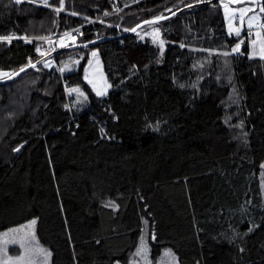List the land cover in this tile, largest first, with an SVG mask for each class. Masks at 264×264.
Listing matches in <instances>:
<instances>
[{
  "label": "trees",
  "instance_id": "obj_1",
  "mask_svg": "<svg viewBox=\"0 0 264 264\" xmlns=\"http://www.w3.org/2000/svg\"><path fill=\"white\" fill-rule=\"evenodd\" d=\"M206 1L64 0L57 13L60 0H0V36L34 38L0 41L10 75L53 32L85 25L65 47L169 16L74 49L99 47L103 97L84 78L89 53L76 71L47 59L0 83V232L38 218L50 264H130L145 234L151 264L167 248L180 264H264V61ZM151 25L162 47L138 35Z\"/></svg>",
  "mask_w": 264,
  "mask_h": 264
},
{
  "label": "rangeland",
  "instance_id": "obj_2",
  "mask_svg": "<svg viewBox=\"0 0 264 264\" xmlns=\"http://www.w3.org/2000/svg\"><path fill=\"white\" fill-rule=\"evenodd\" d=\"M263 1L264 0H259V2H261V3H263ZM225 2H227V0H225ZM241 6H243V5H239V4L230 5V7H233V8L241 7ZM253 7H255V5H253ZM223 10H224V8H223ZM257 11H258V9H257ZM224 15H225V11H224ZM249 15H251V13H249ZM225 21H226L227 31L230 34V32H229V20H228V17L226 15H225ZM245 21H247V17L245 18ZM93 22H94V20L89 21V23H93ZM260 22L264 23L263 15H261V21ZM233 27H240L238 20H233ZM73 29H75V28H73ZM73 29H70L67 31H71ZM155 29H159V28L155 25H151L149 27L141 29L138 32V35L141 38H144V37L149 36V35L154 36V30ZM247 30H249V29L247 28V26L245 24V26L241 29V34L246 32ZM252 30H254V34L257 31H260L262 33V35H264V29L263 28L253 27ZM59 34H62V33L53 32V33L45 36V38H47V39H41L45 43L41 50L43 52H45V51L51 52L52 50H54V49H52V47L54 46V43H53L52 39H50V38L54 37L56 35H59ZM231 34H235V33L233 32ZM77 38H78L77 34H72L67 39L64 37L60 38L58 40V42H56V43H57L58 47H64L61 45H65L67 43L76 41ZM245 38H246V36H245ZM245 38L242 39L244 42H245ZM159 39L162 40L160 30H159ZM254 39H256V36H254L253 39H249V43H250L249 55L251 57H260L261 58L260 55H253V47H252L251 42ZM47 41H49L50 43L48 44ZM47 45H48V47H45ZM242 47H240V51H241ZM255 51L257 53H259V51H260L259 43L257 44ZM93 52H95L97 55L93 56L92 55ZM87 53H89V57H88V60L86 61L85 65H84V67H85L84 68L85 81L89 84L92 91L96 95H97L98 90H104V88L106 86H109V87H107V91H106V94H107L111 88V84H110V82L106 76V73L104 71V68H103V63H102L101 53H100L99 47H91V48L89 47L88 49H84V50H81V49L72 50V51L70 50L68 53H66L64 56H62V59L59 62H57L55 58H51L47 61V64L49 66H52L54 64H58L59 69H61V68L65 69L63 72L60 71L61 73L73 72L79 68L81 62L84 60V57ZM261 59L264 61V58H261ZM0 72H7L10 74V71L8 69H0ZM4 78H6V77H4ZM0 79H3V78H0ZM90 81H91V83H90ZM94 85H95V87H94ZM69 89H79V92H75V91L70 92ZM67 92L72 97V101H73L74 105L84 104L90 100L89 92L82 84H73V85L67 87ZM105 95H102V96L98 95V96L103 97ZM33 220L36 221L35 225H31V222ZM37 222H38V218H32V219H30L24 223L14 225V226L8 228L7 230L0 232V241H2L5 238L8 239L9 241H11L13 239L24 241V247H21L20 243H8L5 246L7 249L6 254L4 252L0 251V264H9L8 258L15 259V258L20 257L22 255H25L26 257H30V259L26 258L25 264H50L51 256L47 259V261H45L43 259L42 255H39V254L31 255V249H34V248H43V249H46L48 252L51 253V249L49 247L43 245L37 236V233H36ZM13 230H19V231L14 232ZM32 232H34V237H35L34 241H30L27 238V234L32 233ZM6 233L8 234L7 237L4 236V234H6ZM143 239H144V242L146 243L147 250H148L147 251V264H151L150 247H149L148 237L146 234L143 236ZM140 244H141V242H140ZM140 244H139V247H140ZM26 250H28L27 253H26ZM133 260H136L137 264H145L144 260H142L136 256H134L132 258V260L130 261V264H133ZM157 264H180V262H179L178 257L176 256V254L170 248H167L162 252Z\"/></svg>",
  "mask_w": 264,
  "mask_h": 264
},
{
  "label": "snow or ice",
  "instance_id": "obj_3",
  "mask_svg": "<svg viewBox=\"0 0 264 264\" xmlns=\"http://www.w3.org/2000/svg\"><path fill=\"white\" fill-rule=\"evenodd\" d=\"M14 2L16 4H20L22 2H33L34 3L35 0H14ZM43 3L45 5H47L48 0H43ZM221 3H222V6L224 8L225 15L228 17V20H229V32H230V34L234 32L236 36H240L241 29L245 26V24H246V26L250 32H251V29L253 27L264 28V23L260 22L261 21V15L264 14V3L259 2V0H227V2H225V0H221ZM236 4L243 5V6L235 7V8L230 7V5H236ZM253 5H255V7H253ZM188 7H191V5H188ZM63 8H64V0H60V7L54 9V11L59 13L61 10H63ZM257 9H258V11H257ZM249 13H251V15H249ZM72 15H76V13H72ZM105 15H108V13H105ZM173 15H174V13H173ZM246 17H247V21H245ZM166 18L167 17H164L163 15H161L159 17L154 18L151 21H145V23L155 24L159 20L166 19ZM233 20H238L240 27H233ZM137 27H139V25ZM135 30L136 29H131V31H135ZM76 31H78V30H76ZM70 35H71V33H67V32L64 33V36H70ZM255 36H256V39L252 40V42H251L252 47H253V55H260L261 58H264V35H262V33L260 31H257L255 33ZM13 38L14 37H12V36H0V41L11 43V40ZM40 39H47V38L41 37ZM154 42H158L161 45V47L164 44V41L159 39V29L154 30ZM243 42L244 41L241 40L240 43H238L232 49V52L233 53L239 52L241 44ZM258 43L260 46L259 53H257L255 51ZM61 46H64V45H61ZM37 51L39 52L40 50L37 49ZM42 55H43V53H42ZM92 55L96 56L97 54L95 52H93ZM224 55H228V53H224ZM29 66H31L33 68L36 67V65L31 63V61H29ZM47 66L48 65L45 64V67H47ZM64 70H65L64 68L60 69L61 72H63ZM23 71H25V69L21 68L20 72H23ZM12 75H18V73H12ZM4 77L11 78L9 73L0 72V78H4ZM90 83H91V81H90ZM94 87H95V85H94ZM107 87H109V86H106L104 88V90H98L97 95H101V96L105 95L106 91H107ZM69 91L70 92H73V91L79 92V89H69ZM109 206H112V205H109ZM35 223H36V221L33 220L31 222V225H35ZM13 231L17 232L19 230H13ZM250 231H251V229H250ZM7 235H8L7 233L4 234L5 237H7ZM27 238L30 241H34V239H35L34 232L28 233ZM153 239H155L154 236H153ZM8 243H20L21 247H24V241L23 240L13 239V240L9 241L8 239L5 238L2 241H0V251L4 252L5 254L7 251L5 246ZM147 251L148 250H147L146 243L144 242V239L141 238L140 247L137 248V251L134 254V256L139 257L140 259L144 260L145 264H147ZM27 252H28V250H26V253ZM37 254L42 255L43 259L45 261H47V259L51 256V253L48 252L46 249H43V248L31 249V255H37ZM26 258L30 259V257H26L25 255H22L20 257L15 258V259H12V258H8V259H9V264H25ZM133 264H137V261L133 260Z\"/></svg>",
  "mask_w": 264,
  "mask_h": 264
},
{
  "label": "water",
  "instance_id": "obj_4",
  "mask_svg": "<svg viewBox=\"0 0 264 264\" xmlns=\"http://www.w3.org/2000/svg\"><path fill=\"white\" fill-rule=\"evenodd\" d=\"M212 1H217V0H210V1H206V2H203V3H209V2H212ZM176 13V12H175ZM173 15V14H172ZM165 17H169V16H165ZM151 20H153V19H150V20H147V21H151ZM164 19H161V20H159L158 22H161V21H163ZM145 24H147V23H145V22H143V23H141V24H139V27H134L133 29H136L135 31H127V32H123V33H121V34H119V35H115V36H110V37H105V38H101V39H97V40H95V41H91V42H87V43H79V44H71V45H68V46H65V47H61V48H57V49H54V50H52L51 52H49L48 54H46L45 56H43L41 59H39L38 61H36V62H34L33 64H35V65H38L39 63H41V62H43V61H45V60H47V59H50V58H52L53 56H55V55H57V54H59V53H62V52H66V51H70V50H74V49H77V48H79V47H84L85 45L86 46H89V45H92V44H94V43H97V42H100V41H102V40H109V39H111V38H115V37H120V36H125V35H129V34H132V33H134V32H136L141 26H143V25H145ZM33 67H31V66H26V67H24V69H25V71H28V70H30V69H32ZM25 71H23V72H25ZM23 72H20V70L19 71H17V72H15V73H18V75H20L21 73H23ZM18 75H10V77L11 78H8V77H6V78H3V79H0V83H4V82H7V81H10V80H12L13 78H15V77H17Z\"/></svg>",
  "mask_w": 264,
  "mask_h": 264
},
{
  "label": "built area",
  "instance_id": "obj_5",
  "mask_svg": "<svg viewBox=\"0 0 264 264\" xmlns=\"http://www.w3.org/2000/svg\"><path fill=\"white\" fill-rule=\"evenodd\" d=\"M90 24H91V23H87L86 25H90ZM84 26H85V25L80 26V27H77V28H75V29H73V30H71V31H66V32H67V33H71V35H72V34H80V33L83 32ZM263 29H264V28H263ZM76 30H78V31H76ZM66 32H64V33H66ZM64 33L59 34V35H56V36H54V37H51L50 39H52L53 43L58 42V40H59L60 38H62V37H64V38L67 39L69 36H64ZM246 34H247V37H248L249 39H253L254 36H255V34H254V30H252V29H251V32H250L249 30H247V31H246ZM5 36H12V37H14L11 41H14V40H23V41H27V42H31V41H33V38H29V37H26V36H22V35L17 34V33H10V34L5 35ZM47 42H48V44L50 43L49 41H47ZM241 46H242V44H241ZM45 47H48V45L45 46ZM49 47H50V46H49ZM43 50H44V49H43Z\"/></svg>",
  "mask_w": 264,
  "mask_h": 264
}]
</instances>
